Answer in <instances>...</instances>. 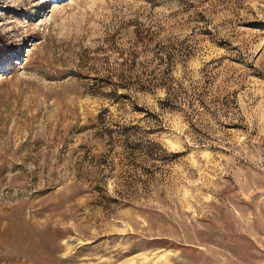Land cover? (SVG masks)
<instances>
[{"label": "rangeland", "instance_id": "obj_1", "mask_svg": "<svg viewBox=\"0 0 264 264\" xmlns=\"http://www.w3.org/2000/svg\"><path fill=\"white\" fill-rule=\"evenodd\" d=\"M0 264H264V0H0Z\"/></svg>", "mask_w": 264, "mask_h": 264}, {"label": "trees", "instance_id": "obj_2", "mask_svg": "<svg viewBox=\"0 0 264 264\" xmlns=\"http://www.w3.org/2000/svg\"><path fill=\"white\" fill-rule=\"evenodd\" d=\"M16 48L12 47V45L6 43L5 41L0 40V62H4L6 60L12 61L16 56ZM15 52V53H14Z\"/></svg>", "mask_w": 264, "mask_h": 264}]
</instances>
